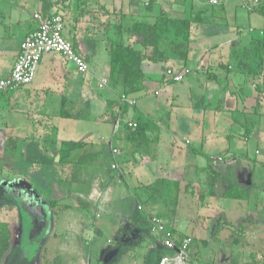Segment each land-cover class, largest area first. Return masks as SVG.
I'll return each mask as SVG.
<instances>
[{
	"label": "crops",
	"instance_id": "0c3cea01",
	"mask_svg": "<svg viewBox=\"0 0 264 264\" xmlns=\"http://www.w3.org/2000/svg\"><path fill=\"white\" fill-rule=\"evenodd\" d=\"M237 4L240 8L230 3V0H217L216 5H212L210 0H0V75L6 77L10 74L20 42L36 27L33 15L41 13L62 16L63 36L78 54L85 57L88 66L90 61L94 63L91 72L98 77L89 72L87 75L80 73L76 68L72 75L67 70L68 64L64 59L56 53H47L42 56L30 84L2 93L3 101L0 100V175L4 176L2 172H8V176H13L9 186L11 188L14 185L11 189L17 196H21L17 199L23 202V209L43 210L46 206L43 201L32 199L31 197L36 198L32 189L28 191L23 187L24 183L17 179L30 174L47 180L50 207L47 212L51 215L52 230L67 227L72 234H67L66 241L79 243L73 249L77 259L69 260L72 264H92V250L99 253L98 264H158L163 249L159 238L148 232L146 217L151 215L160 217L177 238L191 237L193 257L199 263L225 264L227 253L220 246H214L209 253L202 241L210 238L214 242L236 243L247 237L243 234V226L249 220L237 214L240 211L233 210L226 202L240 201L249 208V213L256 205L258 209L264 207V112H261L264 104V0L257 3L253 0H240ZM158 11L174 19L193 18L196 14L201 17L189 29L190 42L185 67L188 68L189 64L192 69L190 73L205 75L213 90L207 92V86L204 85L205 92L202 93L201 101L189 103L188 107L193 112L188 116L190 121L186 119V122L192 123H184L182 128L175 127L177 115L173 121L170 120L171 114L166 113L165 117L159 118L164 124L159 125L156 120L149 118L152 110H149L147 103L143 104L141 113L136 110L137 106L132 111L119 106L118 110L109 113L114 122L126 117V121L143 118L152 124V128L146 132V141L149 143L146 155L137 152L134 143L126 139L125 132L118 137L130 145L132 150L125 147L127 153H124L123 149L110 148L120 151L119 157L114 158L122 166L117 173L109 175L104 172L97 149L94 150L95 153L80 155L72 162L71 158L75 155L73 151L67 159L60 162L58 151L64 141L60 144L59 140L49 139V128L54 129L51 120L53 117L63 118L60 113L63 110L67 114L64 107L69 102L73 103L71 99L77 95H80L77 97L87 104L88 109L89 103L95 105L100 102L102 98L93 101L96 98L89 97L92 93L88 92L87 80L96 77L98 84L99 79L108 78V58L102 63L97 61L100 53L106 50L108 39H113L115 27L122 28L126 15L133 21H153V16ZM253 15H256L259 22L252 18ZM245 18L260 23L256 27L247 28L249 34H253L255 30L259 38L252 37L242 43L240 40L245 33L240 25ZM101 26L104 28L100 32L110 33L111 36L98 33ZM122 30L123 28L120 31ZM262 30L263 33L260 34ZM122 32L124 34L125 31ZM135 49L142 50L140 46H135ZM155 65L161 68L170 65L181 68L183 65L173 60L154 65L148 61L142 63V70L149 81L153 80L157 84V88L153 89V96L159 98L156 109L161 110L165 108V103L169 107L175 96L170 93L166 98L154 95L155 91L162 89L163 84L162 69L154 73L152 68ZM83 75L87 80L81 78ZM237 75L246 77L253 90L250 97H246L247 104L240 107L236 99L244 96L245 91ZM229 85L232 89H229ZM219 88L222 89L220 94ZM53 90L57 94L54 107ZM104 96L117 100L119 95L115 96L109 89ZM143 101L144 99L141 100ZM214 102L216 105L211 110ZM104 105L106 107L116 103L110 104L107 101ZM194 112L198 115L197 118L194 117ZM219 113L230 116L228 123L224 124V127H230L227 134L221 131L217 133L213 118L210 122L209 115ZM115 127L114 132H119L116 125ZM178 128L183 129L180 130L183 133L181 138L178 136ZM124 129L126 130L125 126ZM164 130L171 139L165 138L160 142V132ZM232 138H237V147L231 145ZM250 141L257 144L254 149L255 158L249 156ZM48 143L49 153L45 146ZM87 143L95 146L94 143ZM165 144L166 149H161ZM110 157L109 168L114 160L112 154ZM94 161L97 164H93ZM158 161L161 165L165 163L167 172L162 173V166L153 168ZM133 164L139 165L141 171L134 170ZM129 168H133V171ZM187 170L190 171L186 172ZM168 173L169 177L173 175L183 184V189L177 188L181 202L178 200L173 205L162 207L153 196L161 192L153 188V184L159 175ZM125 176H132L131 180L138 185L136 193L139 197L136 198L134 207L128 199L132 196L122 185L125 183ZM228 188L244 195L243 199L225 196ZM202 194H207L209 198ZM133 195L136 197L137 194ZM28 198L32 200L28 202ZM94 205L98 210L95 227L92 228L89 215ZM138 205L142 206L143 212L136 210ZM232 224L243 225L242 231L233 234L229 230ZM85 225L88 230L91 227L97 233L110 235L114 241H105L112 246L104 248L92 244L88 248L86 241H83L84 235L91 236L92 230L85 231ZM250 225L253 227L255 224L250 222ZM250 233L248 236H251Z\"/></svg>",
	"mask_w": 264,
	"mask_h": 264
},
{
	"label": "rangeland",
	"instance_id": "374dc122",
	"mask_svg": "<svg viewBox=\"0 0 264 264\" xmlns=\"http://www.w3.org/2000/svg\"><path fill=\"white\" fill-rule=\"evenodd\" d=\"M238 1L240 0H230V3L237 6ZM238 8H240L239 5H238ZM125 17L126 19L123 21V24H121L123 28L122 31H125L130 26V24L133 22V20L127 15ZM253 17L257 19L256 15H253L252 18ZM253 20L248 21L245 18V20L241 23L240 26L242 27L243 29L242 31L245 33V36L242 34V39L240 40V42L244 43V41L252 37L259 38L255 30L253 34H249V31L247 29L249 28V26L256 27L260 24V23H254ZM257 20L259 22V19ZM103 28H104L103 26L99 27L98 28L99 31L97 32L103 36H106V35L111 36L110 33H107V34L101 33L100 31H102L101 29ZM123 38L124 40H126V31L123 34ZM260 38H262V36ZM106 46L108 47V43ZM107 47H106V50H103L102 53H100L98 57L99 61L97 62L102 63V61L107 60L108 58L106 54ZM67 64H68L67 70L71 72L72 75H74L75 67L70 62H67ZM89 64H90L88 66L89 73L95 75L93 72H91V68H93L92 66H94V63L90 61ZM97 67L98 69H100L98 65ZM188 68H190L189 70L192 71L189 64H188ZM152 69L155 70L153 71L154 73L157 70L159 72L161 71V67H159L158 65H155ZM100 72L97 74L98 76ZM147 74H149V70H147ZM237 76L238 78H240L239 83L241 84L242 89L245 91L244 96L237 97L236 99V102H238L239 104L238 106L240 107L242 106V104L244 105L247 104L246 97H250V94L252 93L253 90L250 89L251 87H250V84L247 83L248 81L246 77L243 78L242 76H239V75ZM96 77L95 78L91 77L87 80L86 76L84 75L83 77L81 76L82 79L87 80V89L89 90L88 92L92 93L89 97L91 96L95 97L96 100H93V101H97V99L102 98L100 102L95 103V105L93 103H89L90 109H88V107H86L87 104H85L82 100H80L79 97H77L80 95H77L76 98L71 99V102L73 103L71 104L70 102L67 103L66 106L64 107V110L65 112L72 115V118L66 119V118L58 117L54 119L53 117V119L51 120V124H53L54 129L49 128V130H51L49 131V139L51 140L53 139L54 141L59 140L60 144L62 141L68 142V140L74 141V142L80 141L79 143L84 144V145H81L79 150L74 152L75 155L73 154L74 157L71 158L72 162L76 160V158H78L80 155L87 156L88 154H91L92 152L95 153L94 150L97 149L100 152V155H99V159L101 160L100 165L102 166L106 174L108 173L109 175H111L113 173L119 172V170L121 171L122 166L119 164L117 170H113L112 168H109V162L111 160V157H110L111 149L110 148L117 147V148H120L121 150L123 149L122 151H124V153L126 152L125 147H127L129 151L132 150L130 145H128L127 143H125L118 137V135L121 136L122 134L126 132L124 129V125L128 121H126L127 120L126 117L122 118L120 121L116 119L115 122L113 121L114 120L113 117L110 118L111 114L109 116V113H111L112 111L114 112L118 110L119 106L121 107V105L118 101V98L117 100L116 99L110 100V98H105L104 96L109 91V89L113 92L115 96L120 95L121 89L117 87L109 86V84L107 87L103 89L99 88L97 87L98 84L96 82V79L98 77L97 78ZM150 78L152 79V77ZM198 80H199V83H198ZM260 84L262 85L263 83H260ZM204 85L207 86V89H206L207 92H209L210 90H213V89H210L212 88L210 86L211 84L208 85L205 75H199L198 73H194V72L190 73V75L185 77L182 82L171 83L169 85L163 83L161 86V88L163 87V89L158 90L160 93L159 96L166 98L167 95L170 93L175 96L174 97L175 100L173 103H169L171 104L169 107H166L167 103H165V108H161V110L156 109L159 98L157 99L156 97L153 96V91H154L153 89L157 88V84L153 80L152 81L150 80V82L146 83V88H144L143 90H140L139 93L135 94L134 96H131V95L130 96L136 99V102H137L136 110L139 113L143 112V104L147 103L150 108L149 110H152L150 111L152 114L149 115V118L156 120V122L159 123V125H162L164 124V122H162V120L159 118H163V116L165 117L166 113L171 114L170 120H173V121H175L174 119H176V115H177V119H176L177 121L175 123V127L178 126L179 128H182V125H184V123L185 124L192 123V122H186L187 121L186 119H188V116L190 114L192 115L191 112H193V109L191 110L188 106H189V103L191 104L192 102H195V101H198V102L201 101L202 93L205 92ZM221 85H226V83H221ZM229 86H230L229 89H232V86L231 85ZM167 88L168 90H166ZM218 91L220 94L222 89L219 88ZM197 92L199 93L197 94ZM1 95H4V94L0 93V100L3 101V99L1 98ZM49 95H50V92H49ZM56 95L57 94L54 91V93L52 94L53 96L52 102H54L53 107L56 104L55 102ZM142 99H144L143 102H141ZM107 101L110 102V104L116 103V105H111V106L106 105L105 107L104 104ZM59 102L60 100L57 101V103ZM215 105L216 103L214 102L211 107V110L215 107ZM262 106L263 107H262L261 112H264V104ZM125 109L126 111L133 110V108H128L126 106H125ZM130 116H132V114H130ZM197 116L198 115H196V113L194 112V117L197 118ZM212 118L214 119L217 133L221 131L227 134L228 131L230 130V127L229 125H227V127H224V124L230 120L229 119L230 116L228 114H223V113L216 114L215 116L210 114L209 115L210 122ZM115 125L117 126V129L119 131L117 133L116 131L114 132L116 128ZM180 130H183V129H179V135H178L179 138H181V135H183L182 131ZM160 133H161L160 142H162L165 138L171 139V137L168 136L165 130ZM221 141L223 143V140ZM87 142L94 143L95 146H89ZM148 145H149L148 142H143V144L141 142L140 147L136 148L137 152L142 155H146ZM231 145L234 147H237L238 145L237 138H232ZM45 146L48 147L46 152L49 153L50 151L49 143L46 144ZM222 146H224V143L222 144ZM256 146H257L256 143H254L253 141H250L248 148H249V156L251 158H255L254 149L256 148ZM162 148L166 149V144L164 146H161V149ZM119 155H120V151L118 152V154H116L115 158L119 157ZM159 162L160 161H158L157 164L153 166V168L157 166L158 167L162 166L163 168L162 173L167 172L168 167H166L165 163L161 165V163ZM93 164H97V162L94 161ZM107 166L109 169H107ZM133 166H134V170L141 171V168L139 165L135 166L133 164ZM146 166H149V165H146ZM126 167L127 166L125 165V168ZM87 169H88V166H87ZM129 170L133 171V168L132 169L129 168ZM188 171L190 170H187L186 172ZM2 173L4 174V176L0 175V223L2 224L9 223L11 225L17 224L19 226L16 225L17 230H18V233H17L18 238L15 241L16 243L14 242L15 245L14 247L13 246L10 247L11 252H8L7 250L4 253H2V255H0V264H72L69 260L77 259L76 255L73 254V249L75 248L74 247L75 244L79 245V243L66 241L67 234L69 235L72 234V232H69L66 229L67 227H64L62 229H60L59 227V228H56L55 230L54 229L52 230V225L50 222L51 215H50V212H47L49 210L48 208H50L48 204L49 193L47 191V183H48L47 180H44V177L36 178V176L30 175V174L20 176V178L17 179V181L24 183L23 187H26L28 191L32 189V192L36 195V198L31 197L32 199L43 201L44 205L46 206V208H43V210L33 209V208L23 209L22 208V206L24 205L23 202L17 199V197H21V196H17L16 192H14L11 189L13 188L14 185H11V188L9 186V184H12L11 182L13 180L12 178L13 176L12 175L8 176L10 175V173L8 172H2ZM125 177H126L124 179L125 183H123L122 185H123V188L126 191H128V193L132 196L131 198H128V199L130 201L129 203L131 204V206L134 207L136 204V198L139 197L138 193H136V189L138 188V185L134 184V181L131 180L132 176L131 177L125 176ZM17 184L19 185L18 182ZM153 188L158 189V191L161 192L160 194L159 193L156 195L154 194L153 196L157 198L155 200L156 203L159 202V204H161L162 207L168 204L173 205L174 202L178 200L179 202H181V199H178L179 194H178L177 188L183 189V184L180 182V180H176V178L173 175H171L170 177H169V173L165 174L164 176L159 175L158 178H156L154 181ZM204 189H205L204 190L205 192L206 186ZM162 192H165V193H162ZM133 193L137 194L136 197L133 195ZM202 195L203 197L209 198L207 194H202ZM32 199L28 198V202H30ZM46 201L47 203H45ZM226 203L230 207H232L233 210L236 209L235 211L237 212L240 211V213H237V212L235 213L240 214L241 217L245 216L247 217L246 220L247 221L249 220L248 222H245L246 225L244 226L232 224L229 230L233 232V234H238L237 232H241L242 226H243L244 228L243 234L247 235V237H251V239H248L246 237L244 241H242L241 239V242L237 241L236 243L234 242H222L221 243L220 241L214 242L212 241V239L208 238V240L202 241V243L208 247L207 250L209 253L213 251L214 246H220V248L222 247V250L228 253V255L227 253L225 254V257H226L225 264L226 262L227 264L229 263L231 264H264V207H262V209L261 208L258 209L257 208L258 206L256 205L255 207H253V210L251 208L252 212L249 213L248 212L249 208L245 207L244 204L240 201L229 200ZM95 206L96 205L92 206V211H91L92 213H90L89 215V218H90L89 220L91 222L92 228L95 227V222H96L95 216L97 214L96 210H98V207L97 206L95 207ZM250 222L254 223L255 225H253L252 227L250 225ZM91 227H90V230H88L87 226L85 225V231L90 232L92 230L91 236L90 235L88 236V234L84 235L85 240L83 241H86L85 244L88 245V248L92 247V244L97 245V246L99 245L98 247L103 246L104 248L108 246H112V244L111 245L106 244V241H105V240L114 241L113 238L110 237V235L105 234L104 232L97 233V230H94ZM249 232H251L250 233L251 236H248ZM1 234H3V229H0V236ZM202 243L200 244L203 245ZM200 248L202 247L200 246ZM97 252L94 253L93 250L91 252L90 259L93 262L92 264H98L99 262V256H98L99 253ZM73 255L75 256L72 257Z\"/></svg>",
	"mask_w": 264,
	"mask_h": 264
},
{
	"label": "trees",
	"instance_id": "16d2710c",
	"mask_svg": "<svg viewBox=\"0 0 264 264\" xmlns=\"http://www.w3.org/2000/svg\"><path fill=\"white\" fill-rule=\"evenodd\" d=\"M259 1V0H258ZM45 12L47 11L44 10ZM46 17L48 15H43ZM153 21L135 20L126 31V40L123 38L122 28L115 27L114 38L108 39V81L109 86L121 89V94L135 95L140 90L146 88V83L150 82L149 77L142 70V63L148 61L153 64H164L168 60L181 63L185 67L187 62V52L190 42V26L192 23L201 20L200 14L196 17L184 19H174L168 14L158 11ZM140 46L142 50L135 49ZM260 51L256 53L258 56ZM85 59V57H84ZM86 60V59H85ZM167 67H174L170 65ZM162 72L165 68H161ZM125 109V106H121ZM63 118H72V115L60 113ZM136 129L126 128V139L134 143L135 148L140 147L141 142L146 141V132L152 128V124L139 118L136 120ZM137 143V145H136ZM139 144V145H138ZM84 145L79 142H63L60 146V162L67 159L73 151ZM137 146V147H136ZM226 191L225 196L233 199H243L236 191ZM8 228V230H7ZM3 234L0 236V255L14 247L17 237V226H8L0 223ZM15 242V243H14Z\"/></svg>",
	"mask_w": 264,
	"mask_h": 264
},
{
	"label": "built area",
	"instance_id": "2783aa9c",
	"mask_svg": "<svg viewBox=\"0 0 264 264\" xmlns=\"http://www.w3.org/2000/svg\"><path fill=\"white\" fill-rule=\"evenodd\" d=\"M245 1V0H242ZM257 3L258 0H253ZM212 5L217 4V0H210ZM33 20L36 22L35 29L24 38L19 44V51L16 60L8 76L0 75V93H6L17 90L20 87L30 84L34 79L39 62L44 54L56 53L65 62H70L76 70L83 74H88V64L84 57L77 53L73 45L63 36L64 22L59 14H51L43 17L41 13H35ZM263 33V30L260 34ZM190 74V70L186 67L174 68L166 67L163 71V83H179ZM109 84L108 78L98 80V87L105 88ZM163 89V87H162ZM161 90V89H160ZM155 96H159V91L154 92ZM118 101L121 106L128 108L136 107V99L130 95L120 94ZM125 128L136 129V121H128ZM113 159L118 154L117 149H111ZM113 170L118 169V164L113 160L111 164ZM142 206L138 205L136 210L143 212ZM148 232L158 237L163 252L158 258V264H205L199 263L193 257V240L189 236L177 238L175 233L168 229L163 220L158 216L146 217Z\"/></svg>",
	"mask_w": 264,
	"mask_h": 264
}]
</instances>
